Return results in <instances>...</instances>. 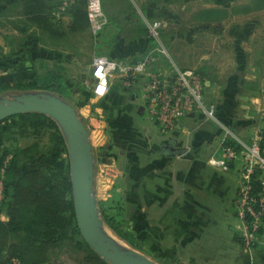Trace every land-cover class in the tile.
<instances>
[{"label": "rangeland", "instance_id": "rangeland-1", "mask_svg": "<svg viewBox=\"0 0 264 264\" xmlns=\"http://www.w3.org/2000/svg\"><path fill=\"white\" fill-rule=\"evenodd\" d=\"M102 3L106 21L112 17L115 24L120 26L119 34L114 39L107 42L99 36L103 24L97 31L90 27L86 33H74L60 39L57 42L60 50L55 52L40 44H31L34 41L31 37L20 44L23 47L30 45L36 59L45 57L48 62H59L57 70L63 73L68 86L63 93L56 95L70 103L77 113L80 106H90L95 123L85 117L82 120L89 132L101 129L104 134V140L95 144L93 162V195L101 219V229L121 248L148 258L152 264H236L238 250L245 248L241 239L243 227L237 215L236 198L240 185L246 183L249 172L250 178L253 175L259 177L264 172V161L254 151L256 140L260 155L264 154V141L256 138L264 135V110L257 117L262 126L253 132L252 138L243 137L244 141L239 142H226L229 136L221 139L223 142L219 150L222 154L227 145H232L237 152L228 162L237 159L241 164V168L236 163L232 166L237 167L238 178L234 195L230 197V211H222L217 199L198 192L194 196L197 201L213 206L208 210L209 217L200 219L198 214L207 211L196 210L199 220L197 225H178L175 219H171L172 213L177 210L160 209V213L164 212L168 216L163 221L166 225L162 227L156 205L161 204L163 197H166L170 206L176 196L163 194L164 179L155 174L159 163L156 160L150 163L145 160L147 156L140 141H122V138H115L113 134V113L120 108L119 111L127 116L128 129L124 134L138 140L143 137L138 125L143 128L142 125L150 118L140 90V77L137 75L130 84L119 85L116 79L111 78L109 91L120 88L122 91L118 97L110 93L106 97H98L93 87L97 80L99 56H107L109 61L124 59L130 64H136L145 56L153 54L155 60L152 62L155 64H151V70L171 67L172 64L193 67V62L211 57L214 61H221L218 65L221 78L226 73H235L240 77L239 84L251 89L252 86L248 85L253 80L258 84L259 90L264 92V0H102ZM61 20L67 23L68 17L64 16ZM9 22L0 26V34L6 33L15 47V44H19L15 42L19 31H26V28L23 29V21L13 16ZM189 29L196 32L195 38L191 36V42L188 40ZM1 35L0 39L4 40L7 52L3 44L0 47L9 57L0 58V101L16 99L30 92L50 93L39 88L15 87L16 80L29 79L33 75L32 62L29 59L19 60L15 54H11L12 47ZM119 40L133 49L124 51L126 54L121 52L114 58L113 50L123 49L122 45L117 47ZM146 41L148 47L145 48L141 43ZM51 46L54 44L51 43ZM139 47H142L140 51L137 49ZM203 50L210 51L205 53ZM128 54L130 57L126 56ZM234 60L237 65H234ZM44 68L40 66V70ZM213 102L218 105L221 99H214ZM212 105L208 113L213 118V125L221 128V134L225 133L224 122L222 123L220 114ZM29 112L33 111L17 113L0 122V156L4 149L14 152V149L35 143L37 145L32 153L38 156L42 151L51 149L57 141L58 149L48 153L46 158L56 160L58 156L62 157L65 160L62 167L66 170L63 177L71 179L70 151L64 128L49 114L47 115L54 119L55 125L42 124L38 117L28 114ZM233 115L235 119L243 121V125L246 124L245 111ZM20 158L27 159L23 153H20ZM257 181L252 182L256 185ZM183 197L181 195L178 198L186 201ZM180 212L185 215L187 213L186 210ZM3 218L5 220V214ZM68 231L73 232V228L69 227ZM78 236L84 239L81 232ZM258 245L263 244L254 242L248 250L255 249ZM91 248L94 249L85 243L79 247L70 246L60 256V262L95 264V261L85 260V255ZM107 261L113 264L110 260Z\"/></svg>", "mask_w": 264, "mask_h": 264}, {"label": "trees", "instance_id": "trees-1", "mask_svg": "<svg viewBox=\"0 0 264 264\" xmlns=\"http://www.w3.org/2000/svg\"><path fill=\"white\" fill-rule=\"evenodd\" d=\"M62 2L63 0H0V26L10 23L9 19L13 16L23 21V29L26 28V31H19V39H15L19 44H15V47L8 35L1 32L12 47L11 54H15L19 60H31L34 71L29 79L16 80L15 87L39 88L61 94L68 86L63 73L57 70L59 62H48L45 57L33 58L30 45H20L24 44L23 40L27 37H31L34 38L31 44H40L55 52L59 49L57 42L60 39L74 33L88 32V0H73L67 6L64 11V16L68 17L67 23L56 15ZM119 30L120 26L109 17L99 36L108 42L118 36ZM8 57L0 47V58ZM40 66L45 68L40 70ZM28 114L38 117L42 124L55 125L54 119L45 113L33 111ZM261 140L264 141V135ZM58 143L56 141L51 149L42 151L38 156L32 153L37 143L14 149V152L4 149L0 156V168H4L0 178L6 194L4 209L8 214L7 220H0V264H15V259L18 264H63L60 256L70 246L79 247L85 243L90 248L78 236L80 229L74 209L72 181L63 177L66 172L63 167L46 158L48 153L58 149ZM20 153L25 154L27 159H21ZM251 180L257 181V176H251ZM255 183L257 184L253 183V186L258 190L259 180ZM69 227L73 228V232L68 231ZM85 260L95 261V264H110L92 248L86 253Z\"/></svg>", "mask_w": 264, "mask_h": 264}, {"label": "crops", "instance_id": "crops-1", "mask_svg": "<svg viewBox=\"0 0 264 264\" xmlns=\"http://www.w3.org/2000/svg\"><path fill=\"white\" fill-rule=\"evenodd\" d=\"M192 30H188V40L190 42L192 41L191 36H193V38L196 37V32L194 29ZM3 41L4 40L0 39V44H3L5 52H7V46ZM119 45H122L123 49L119 51V49L115 48L112 52L114 58L121 52L126 54L124 51L133 49L132 46H127L121 40L117 42L118 48H120ZM141 46L145 48L148 47V42H142ZM141 48L142 47H139L137 49L140 51ZM209 51L210 50H203L205 53ZM49 54H51V52H49ZM126 56L130 57V54ZM33 58L35 57L33 56ZM126 62L130 64L129 61ZM220 62L221 61H214L211 57H204L193 62V67H182L197 69L204 74L207 81L203 99L204 107L203 109L182 117L173 127H163L155 121L147 119V122L145 121L144 125H142L144 126L143 128L141 125H138V130L139 132L141 131L143 137L139 140L133 137L129 138L131 136L124 134V131L128 129L126 122L127 116L119 111L120 108H117L113 113L112 124L115 138L119 136L123 139L122 141L126 140L127 142L140 141L141 144H143L142 149H144L146 153L145 156H147L145 160L148 163L153 160L159 163L155 174L164 179L162 186L163 194L173 195V197L176 196L170 206L166 197H163L161 204L156 205L157 214L162 220L160 224L162 227L166 225L163 221H166L168 216L164 212L160 213L159 211H164L168 208L174 211L177 210V212L172 213L171 219H175L178 225H197L196 223H198L199 220L196 217V210L207 211L206 213L202 214L200 212L198 214L200 219L203 218L205 220L206 217H209V211L213 206H209L205 203L202 204L200 201H197L194 196L199 193L208 194L214 199H217L222 211H230V197L234 195V188L238 178L236 166L241 168V164L237 159L233 162L225 161L222 152L219 150L223 142L221 139L229 136L226 142L244 141L243 137L252 138L253 132L255 130L257 131L262 126V122L257 121V117L264 110V92L259 90L258 84H255L253 80L249 81L250 84L248 85L252 86L251 89L250 87H244L243 84H239L240 77L235 73L228 75L226 73L224 78H221V71L218 67ZM153 63L154 62H151L149 65L150 70L152 67L151 64H155ZM176 65L179 66V64ZM234 65H237V61L235 64V60ZM168 67L165 66L163 68L169 69ZM112 78L116 79L115 81L118 85L122 83L117 77L113 76ZM121 91L122 90L118 88V90L109 91L108 94L110 93L112 96L118 97L121 95ZM219 98L221 102L216 105L213 100L216 99L217 101ZM212 103L215 106L212 105ZM211 105L212 108H216L213 109L220 114V120L222 123L224 122L226 127L225 133L221 134V128L217 125H213V118L210 112L208 113ZM90 111V106L86 104L79 107L78 115L81 119L85 117L90 122L92 121L95 123V117L92 116L93 111ZM242 111H245V114H247L246 124L244 125L243 121L233 117L234 113ZM85 128L87 140L91 145L94 162L95 144H99L105 137L101 129H98L99 131L92 129L91 132H89L87 126H85ZM49 160L54 161L61 167L65 161L60 156H58L56 160ZM235 163L237 165L232 167ZM176 186H178V188H176ZM179 194L184 195L183 199L186 201H180L178 197L181 195ZM182 210L187 211L186 215L180 212ZM6 219H8V214L5 211V220ZM236 264H264V244L258 245L255 249L251 250L241 247L237 252Z\"/></svg>", "mask_w": 264, "mask_h": 264}, {"label": "built area", "instance_id": "built-area-1", "mask_svg": "<svg viewBox=\"0 0 264 264\" xmlns=\"http://www.w3.org/2000/svg\"><path fill=\"white\" fill-rule=\"evenodd\" d=\"M71 2L72 0H63L56 12L57 17L64 16V11ZM87 11L90 27L93 31H97L106 21L102 0H88ZM98 60L97 80L93 87L95 95L105 97L108 94L109 83L113 76L117 77L122 84H130L138 75L147 116L163 127H173L182 117L204 107L203 99L207 81L197 69L182 68L172 64L173 66L169 69L158 67L150 70L149 65L155 60L153 54L145 56L136 64H129L123 59L109 61L107 56H99ZM256 138L261 140L262 137ZM262 149L264 150L263 147ZM254 151L264 161V154L260 155L259 143L256 140ZM223 155L229 161L237 155V152L232 145H227ZM0 170L3 173L4 168ZM250 174V172L247 174L246 183L240 185L236 198L237 215L243 227L241 239L247 249L254 242L264 244V172L257 176L260 182L258 190L253 186ZM5 199L4 183L0 178V220H4ZM14 262L19 263L17 259Z\"/></svg>", "mask_w": 264, "mask_h": 264}, {"label": "water", "instance_id": "water-1", "mask_svg": "<svg viewBox=\"0 0 264 264\" xmlns=\"http://www.w3.org/2000/svg\"><path fill=\"white\" fill-rule=\"evenodd\" d=\"M28 111H40L53 116L66 132L76 220L88 244L113 264H152L148 258L121 248L101 229V219L93 195V154L84 122L75 108L60 96L51 93L30 92L16 99L0 101V121Z\"/></svg>", "mask_w": 264, "mask_h": 264}]
</instances>
